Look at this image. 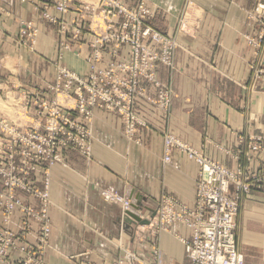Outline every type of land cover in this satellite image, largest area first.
Masks as SVG:
<instances>
[{"label":"crops","instance_id":"obj_1","mask_svg":"<svg viewBox=\"0 0 264 264\" xmlns=\"http://www.w3.org/2000/svg\"><path fill=\"white\" fill-rule=\"evenodd\" d=\"M138 1L128 0L133 6ZM260 1L193 0L188 12L192 24L181 31L178 17L184 0H148L159 7L152 25L177 38L181 45L173 70L158 67L160 80L174 91L170 110L137 101L138 112L151 127L143 132L141 146L125 138L117 115L96 110L93 158L69 151L65 163L52 170L54 205L50 208L52 235L45 251L46 264H80L83 258L95 264H116L127 249L152 263L150 232L143 229L145 226L126 223L120 203L105 202L101 192L110 189L127 195L133 206L142 207L132 208L137 216L150 217L163 195L193 206L199 168L179 152H174L170 163L163 161L164 131L203 149L228 168L243 164L253 173L264 172V153L249 152L246 156L248 138L264 137V75L253 86L251 64L257 58L244 37L256 33L248 14ZM22 19L35 20L41 28L37 50L39 57L50 63L57 54L56 31L21 0H0V59L3 54L17 52L13 39ZM92 39L86 38L85 54ZM127 52L124 48L122 56ZM105 56L109 61L110 56ZM74 64L79 70L80 64ZM149 93L156 95L151 89ZM22 198L39 207L33 198L24 194ZM20 225V218H15L13 229L19 231ZM238 227V246L246 254L245 264H251L248 249L264 244L258 240L264 236V191L254 190L244 198ZM38 232L35 226L29 244H37ZM180 237L189 239L190 230L175 225L171 232L161 234L159 264H191Z\"/></svg>","mask_w":264,"mask_h":264},{"label":"built area","instance_id":"obj_2","mask_svg":"<svg viewBox=\"0 0 264 264\" xmlns=\"http://www.w3.org/2000/svg\"><path fill=\"white\" fill-rule=\"evenodd\" d=\"M36 1H47L52 4L44 8L43 16L49 22L58 25L64 37L68 36L69 23L62 16L71 11L77 13L80 11L79 7H74L76 0ZM88 7L94 12L92 16L95 19L98 15L97 18H103L105 23L104 35L93 45V54L87 60L90 67L89 75L83 77L60 67L56 84L52 88L57 92L62 88L71 92L75 90L78 103L76 110L72 112H76L78 117H74L71 111L63 109L56 102L41 100L38 102L42 108L41 114L48 117L43 131L21 133L6 123L2 124L12 139L8 143V156L0 163V174L8 188V193L0 196L1 207L8 217L7 223L17 210L25 215L23 223L25 232L19 236L10 230H0V264H45V251L49 246L52 232L49 215V209L53 205L50 197V169L63 162L64 152L68 148L79 149L85 156L91 155L89 122L94 108H106L118 113L123 118L126 134L130 137H135L140 130L148 128V124L136 114L133 106L135 96L138 95L137 86L142 78L159 85L155 63L160 56L146 49L142 39L149 38L163 44L169 52L168 63H171L174 43L146 25V20L152 18V13L144 2L141 1L136 10L130 9L125 0H99L96 8L93 5ZM259 10L264 14V6H260ZM73 25L72 35L77 37L81 34L82 28L80 23L74 22ZM38 35L39 30L32 23L23 27L22 36L31 42L32 50ZM62 45L64 49H70L69 45L65 43ZM109 45L115 52L123 45H130L133 51L132 62H113L107 68H101L99 64L102 61V51ZM143 57L147 59V64L140 70L139 62ZM161 103L164 107L169 106L168 93L162 94ZM174 149L187 154L188 158L199 166L195 204L188 206L172 196L163 195L157 209V218L152 225L154 224L160 232L170 231L174 225H182L189 229L191 237L179 239L185 246L191 264H245L237 246L236 218L242 195L249 194L260 184L264 180V174H251L241 167L231 171L208 160L203 154L174 137L165 135V163L171 162ZM252 149L264 150V145L259 140ZM36 173L44 176L43 189H37L29 183L31 176ZM17 189H22L39 200L41 209L24 204L15 194ZM102 195L106 202L121 203L124 213L131 209L132 201L129 197H122L111 191H104ZM33 223L41 226L39 245L23 246L22 237L33 227ZM154 245V255L158 262L161 250L157 243ZM17 251L23 255L22 258L12 259L11 253ZM126 261L129 264H136L138 257L126 252V257L117 264H126ZM81 264L93 262L83 260Z\"/></svg>","mask_w":264,"mask_h":264},{"label":"rangeland","instance_id":"obj_3","mask_svg":"<svg viewBox=\"0 0 264 264\" xmlns=\"http://www.w3.org/2000/svg\"><path fill=\"white\" fill-rule=\"evenodd\" d=\"M21 1H22V3L30 4L33 11L38 15V17L43 22H46L47 24L54 27L56 34H57V43H56L57 54H56V57L54 60L50 61V63L48 62L49 64L47 62H45L44 60H42L39 57V53L37 50L39 40H40V36L42 34L41 28L39 27V25L37 24V22L35 20H31V19L20 20L17 35L13 39L15 46L17 48V52L13 53L12 55L3 54L1 56V59H0V64H1L0 65L1 66L0 67V80H1V82H0V84H1V86H0V163L3 162V160L5 158H7V156H8V153H9L8 143L12 139L11 136L3 129V126H2L3 123L8 124L10 128H13L14 130H17L18 132H21V133H23L25 131H33V130L43 131L45 129L46 123L48 121V117L41 114L42 108L39 107V104H38L39 101L45 100V101H49V102H56L63 109L71 111V113H73L74 117H78V114L76 112H72V111L76 110L77 103H78V98H77V94L75 93V90H73L71 92V90L68 91L65 88H62L60 92H57L56 90H53L52 88L56 84L58 69L60 67L67 68L73 72H76L77 74H79L83 77H88L90 67H89L87 60L93 54V50H94L93 45L97 42L98 39H100V36L104 35V30H105V23H104L103 18H101V17L97 18V17H99L97 15L96 19H95L92 16V15H94V12L91 10V8L88 7L89 5H93V7L96 8L98 3H99V0H76V4L74 7L75 8L79 7L78 10H80V11L78 13L75 11H71L70 13L62 16L63 19L67 23H69L68 28H69L70 34L66 37H64L60 33V27L58 25H55V24L49 22L43 16L44 8L47 5H52L50 2L36 1V0H21ZM141 1L145 3L146 7L148 9H150V11L152 13V16H151L152 18L146 20V23H147L146 25L148 27L154 29L159 34L163 35L165 38L169 39L171 42L174 43V46H175V48L173 49L171 63H168L167 57H168L169 52L167 49H165V46L163 44L156 43L152 39H149V38L142 39V44L146 49H148L150 52H152L154 54H158L160 56V59L158 61H156V63H155L156 78H157V82L159 83V85H156L155 83L150 82L149 80L142 78L140 80V82L138 83V86H137L138 95L135 96V100H134V106H133L134 111L136 112V114L139 117H141L148 124V128L140 130V132L135 137H130L126 134V127H125L124 120L118 113H116L112 110L106 109V108H94L92 119L89 122V128L91 131V140H90L91 155L85 156L79 149H76V148H68L65 150L63 162L56 164L54 167H52L50 169V173H49L50 174V197H51V187H52V170L56 166L63 165L65 163L66 155L69 151H77L80 155H82L83 157H85L87 159L93 158V136H94V134H93V122H94L96 110H104V111L111 112V113H114L115 115H117L121 119V122L123 124V133H124L125 138L128 139L129 141L135 142L139 146L142 145V134H143V132L149 131L151 129V127H150V123L147 121V119L144 118L143 116H141L140 113L138 112L137 106H136L137 101L139 99H142L145 102L150 103L151 105H154L163 111L167 112L170 110L172 100L174 97V91L170 85L164 84L160 80L159 75H158V67L160 65H164V66L169 67L171 70H173L175 68L176 55H177V52L180 49L181 45H180L179 41L177 40V38L164 34L163 32L159 31L158 29H156L152 25V22H153L154 18L156 17L158 9H159L158 6L150 4L148 2V0H139L137 5H135V6L131 5L128 2V0H125V3L129 6L130 9L136 10L137 7L139 6V4L141 3ZM192 1L193 0H184V6L182 7V12H181L180 16L178 17V22H179V26H180L181 31H183V28L186 27L187 25L189 26V24H192L193 17L188 16V14H189L188 12H190L189 8H192V7H190L192 5L191 4ZM260 6H264V0H261L258 3V5L256 6L255 10L253 12H251L250 14H248V18L256 26L255 27L256 33L255 34H251V33L244 34V37H245L248 45L254 49V51L256 53L255 57L257 58V61H254L251 64L253 86H254L255 82H259L261 80L262 76L264 75V68L262 66L264 64V14L260 12V10H259ZM82 17H84V19ZM74 22L80 23V25H81L80 27L82 28L81 34L78 35L77 37H73V35H72V33L74 31L73 30L74 29V25H73ZM29 23H32L33 25H35V27L39 30V35L37 37V40H36V43L34 45L33 50L31 49V47H32L31 42L29 40H26V38H24L22 36L23 27H25ZM89 36H91L93 39H92V41L88 42V46H89L90 51L88 52V54H85V50H86L85 46H86V41H87L86 38H88ZM62 43L69 45L70 49H68V50L64 49V46L62 45ZM152 45H156V46H158V48L154 49L152 47ZM124 48H127V51H128L126 56H124V55L122 56V50ZM106 53L110 56L109 61H107L105 58ZM132 59H133V51H132V47L130 45H123L116 52H115L114 48L111 45H109L105 49H103V51H102V61L99 64V66L101 68H107L113 62L123 61V63H130V62H132ZM32 61L34 63H32ZM75 62H78L80 64V67L79 68L77 67L79 70H77L75 68L76 67V65L74 64ZM146 64H147V59L143 57L139 62V69L143 70L145 68ZM86 67H87V69L84 72V68H86ZM128 76H130V73L128 74ZM150 89L155 91V93H156L155 96L149 93ZM163 93H168V95H169L170 104L167 107H164L161 103V96ZM151 100L155 101L156 104L153 103ZM46 132L48 133L47 130H46ZM161 135H162V139H163V161H164V154H165L164 140H165V135H167V136L174 137L179 142H181V143L189 146L190 148L196 150L197 152L203 154L208 160L215 162V163H218L221 166H223V167H225L231 171H235L238 167H241L243 169L248 168L247 166H244L243 164H240L236 169L228 168V167L222 165L221 163L210 158L204 152L203 149L195 148V147L189 145L188 143L184 142L183 140H181L180 138H178L177 136H175L171 132L164 131ZM259 140L264 145V137L263 136H250L248 138L246 156H249L248 155L249 152L264 153V150L254 151L252 149L253 146L258 143ZM174 152H179L182 155H184L186 158H188L187 154L181 152L179 149H174L172 151V156H173ZM239 153L242 154L244 152H243V150H240ZM190 161H192V160H190ZM198 168H199V166H198ZM247 170L251 174H255V175L257 174V173L251 172L249 169H247ZM199 173H200V169H199ZM259 174H264V172H261ZM198 180H199V175H198ZM29 183L32 184L37 189H43L44 188V176H43V174H41V173L33 174L31 176V178L29 179ZM254 190L264 191V180L252 189V191H254ZM104 191L116 192L122 197H128L125 194L123 196L119 192L113 191L110 189L102 190V192H104ZM102 192H101V197L103 198ZM251 192L249 194L242 195V197H241L242 200L240 202V209H239V212H238V215L236 218L237 246H238V238H239L238 237L239 236L238 217H239V214L241 211V206H242V202H243L244 198H246L248 195H250ZM7 193H8V188L6 186V181L3 178V176L0 174V196L2 194H7ZM15 194L17 197H19L23 201L24 204L30 205L32 207H34V206L29 204V203L24 202L22 195L24 194L28 197L33 198L34 200H36L39 203V207H34V208H36L38 210L41 209V202L39 200H37L36 198L32 197L28 192H26L22 189H17L15 191ZM162 197L163 196H161V198H160L159 204L161 202ZM51 201L53 202L52 197H51ZM53 205H54V202H53ZM120 205L123 208V205L121 203H120ZM132 208H133V204L131 205V209L127 212H130L132 210ZM157 209H158V207L155 210L156 216L154 218H152L153 213L152 214L149 213V215H151L150 217H147L148 215H146V213H145L146 216H144V215L140 216L142 218V220H149L150 221L149 225L139 224L143 227L144 226L146 227V228H143L145 231L147 230V232L148 231L150 232V240H151L150 242L152 245V263L151 262L150 263L145 262L135 253V251H132L129 249H127L124 252V254L121 256V258L118 260V262L121 259L126 257V252H129L131 254H135L138 257V262L136 264L159 263V261L156 262V258L154 255V250H155L154 244L157 243V246L160 249L159 237L163 233L171 232L172 228L170 231L160 232L159 230H157L154 227V224L152 225V223L157 218ZM123 212H124V208H123ZM127 212L124 213L125 216L127 215ZM0 215H1V221H0V230L1 231L10 230L17 235L22 236V234L25 232V229L23 228V223L25 221V215L22 212H20L19 210L15 211L14 214L8 219V223H7L6 219L8 217L6 216L4 209L1 207V200H0ZM49 215H50V209H49ZM18 217L20 218V224L21 225H20L19 231H16L13 229L12 224H13V220L15 218H18ZM50 218H51V216H50ZM51 224H52V220H51ZM35 226H38V228H39L37 244H29L28 240H29V237H30L31 233L33 232V229L35 228ZM40 232H41V226L38 223H33V227H31V229L29 231H27L25 233V235H23L22 245L27 246V247L39 245ZM141 234H143V233H141ZM51 235H52V232H51ZM50 239H51V237H50ZM258 240L263 242L264 236H262ZM49 244H50V242H49ZM238 249H239L240 254L243 256V258L245 260L246 254H244L240 250L239 246H238ZM248 251L252 254V256L249 257L251 259V264H264V244L263 243L250 246ZM22 256L23 255L21 253H19L18 251L11 253V258L15 259V260H19L20 258H22ZM44 259H45V257H44ZM83 260H90V259L83 258L80 260V264ZM159 260H160V258H159ZM45 264H46V262H45ZM93 264H95V263L93 262ZM126 264H129V263L126 261Z\"/></svg>","mask_w":264,"mask_h":264},{"label":"water","instance_id":"obj_4","mask_svg":"<svg viewBox=\"0 0 264 264\" xmlns=\"http://www.w3.org/2000/svg\"><path fill=\"white\" fill-rule=\"evenodd\" d=\"M133 207L137 210L142 209V207L139 204H135ZM152 213H153L152 218H154L156 216V212L152 211ZM124 221L128 224H141V225L150 224L149 220H142L140 216H137L132 211L127 212V215L125 216Z\"/></svg>","mask_w":264,"mask_h":264}]
</instances>
